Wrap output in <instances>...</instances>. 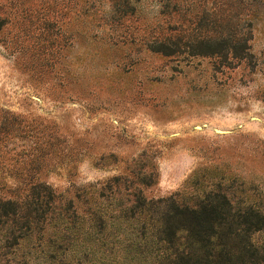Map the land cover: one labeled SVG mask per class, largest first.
<instances>
[{
	"label": "rangeland",
	"instance_id": "obj_1",
	"mask_svg": "<svg viewBox=\"0 0 264 264\" xmlns=\"http://www.w3.org/2000/svg\"><path fill=\"white\" fill-rule=\"evenodd\" d=\"M41 183L79 217L208 184L264 210V0H0V200ZM109 231L80 264H143Z\"/></svg>",
	"mask_w": 264,
	"mask_h": 264
},
{
	"label": "trees",
	"instance_id": "obj_2",
	"mask_svg": "<svg viewBox=\"0 0 264 264\" xmlns=\"http://www.w3.org/2000/svg\"><path fill=\"white\" fill-rule=\"evenodd\" d=\"M210 186L198 187L201 194L189 203L149 201L140 193L116 216L96 206L79 217L73 203L58 205L49 186L33 185L22 201L0 200V264H80L97 244L107 246L109 229L116 225L123 228L119 243L133 254L129 259L143 264H264V242L254 238L264 232V210L248 202L234 204L221 185ZM74 223L86 230L74 236L82 241L75 240L70 251L67 232ZM68 251L76 257L71 262Z\"/></svg>",
	"mask_w": 264,
	"mask_h": 264
}]
</instances>
